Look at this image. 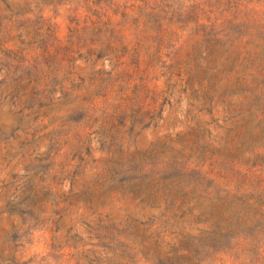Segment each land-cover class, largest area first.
<instances>
[{
    "label": "rangeland",
    "instance_id": "rangeland-1",
    "mask_svg": "<svg viewBox=\"0 0 264 264\" xmlns=\"http://www.w3.org/2000/svg\"><path fill=\"white\" fill-rule=\"evenodd\" d=\"M0 264H264V0H0Z\"/></svg>",
    "mask_w": 264,
    "mask_h": 264
},
{
    "label": "trees",
    "instance_id": "trees-1",
    "mask_svg": "<svg viewBox=\"0 0 264 264\" xmlns=\"http://www.w3.org/2000/svg\"><path fill=\"white\" fill-rule=\"evenodd\" d=\"M156 18H158V17L156 16ZM158 19H159V18H158ZM236 19H238V16L234 18V20H236ZM214 36L216 37V35H214Z\"/></svg>",
    "mask_w": 264,
    "mask_h": 264
}]
</instances>
